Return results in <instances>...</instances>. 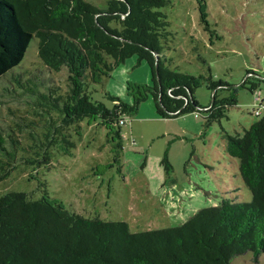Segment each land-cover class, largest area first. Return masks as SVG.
I'll return each instance as SVG.
<instances>
[{
    "label": "trees",
    "instance_id": "trees-1",
    "mask_svg": "<svg viewBox=\"0 0 264 264\" xmlns=\"http://www.w3.org/2000/svg\"><path fill=\"white\" fill-rule=\"evenodd\" d=\"M167 1L105 0L99 8L87 0H0V77L21 62L33 37L43 65L0 80L8 100L0 112V179L16 161L33 163L53 144L72 147L70 131L84 118H99L120 148L126 136L119 120L147 98L163 118L202 109L209 125L226 115L236 98L218 97L224 82L170 66L172 32L159 10ZM132 55L148 64L151 84L130 83L131 104L110 94L112 108L92 99L89 85ZM63 67L64 85L53 77ZM202 83L213 90L206 108L194 97ZM241 85L256 91L248 77ZM223 132L249 201L222 198L179 225L132 232L124 221L84 217L47 195L9 191L0 194V264H229L245 252L256 260L264 255V115L242 134ZM161 163L171 168L166 157Z\"/></svg>",
    "mask_w": 264,
    "mask_h": 264
},
{
    "label": "rangeland",
    "instance_id": "rangeland-1",
    "mask_svg": "<svg viewBox=\"0 0 264 264\" xmlns=\"http://www.w3.org/2000/svg\"><path fill=\"white\" fill-rule=\"evenodd\" d=\"M87 1L105 6V0ZM159 10L166 14L172 32L166 50L170 66L224 82L218 97L234 94L236 98L226 115L209 125L202 109L199 114L163 118L147 98L125 117L120 132L126 137L120 140V148L118 137L99 118H84L79 130L70 131L72 147L53 144L47 155L40 154L33 163L16 161L0 179V194L47 195L84 217L124 221L132 232L179 225L222 198L250 200L238 173V159L225 152L223 131L242 134L264 115V0H168ZM37 40L29 41L21 62L0 80L25 68H43ZM66 74L63 67L53 77L64 85ZM247 77L256 83L260 98L241 85ZM130 83L151 84L148 64L136 55L88 89L92 99L112 108L106 94L132 103ZM212 94L207 83L194 90L202 108L209 106ZM0 99L2 113L8 100ZM164 157L171 165L168 170L161 163ZM229 264H264V255L254 260L251 252H245Z\"/></svg>",
    "mask_w": 264,
    "mask_h": 264
},
{
    "label": "built area",
    "instance_id": "built-area-1",
    "mask_svg": "<svg viewBox=\"0 0 264 264\" xmlns=\"http://www.w3.org/2000/svg\"><path fill=\"white\" fill-rule=\"evenodd\" d=\"M254 93H256V95H255L256 99H258V98L261 97L259 91H255ZM256 113H259V112L256 111ZM195 115L197 116V114H195ZM125 122H126L125 119H120V120H119V124H124ZM123 136L125 137V135H123Z\"/></svg>",
    "mask_w": 264,
    "mask_h": 264
},
{
    "label": "water",
    "instance_id": "water-1",
    "mask_svg": "<svg viewBox=\"0 0 264 264\" xmlns=\"http://www.w3.org/2000/svg\"><path fill=\"white\" fill-rule=\"evenodd\" d=\"M211 101H212V99H211Z\"/></svg>",
    "mask_w": 264,
    "mask_h": 264
}]
</instances>
